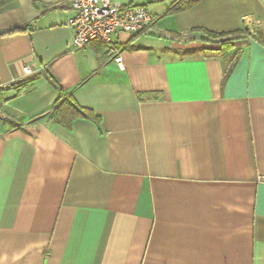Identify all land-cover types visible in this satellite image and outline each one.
<instances>
[{
	"label": "crops",
	"instance_id": "crops-1",
	"mask_svg": "<svg viewBox=\"0 0 264 264\" xmlns=\"http://www.w3.org/2000/svg\"><path fill=\"white\" fill-rule=\"evenodd\" d=\"M115 1L152 16L122 66L67 0H0V264H264V0ZM60 92L96 119L54 121Z\"/></svg>",
	"mask_w": 264,
	"mask_h": 264
},
{
	"label": "built area",
	"instance_id": "built-area-1",
	"mask_svg": "<svg viewBox=\"0 0 264 264\" xmlns=\"http://www.w3.org/2000/svg\"><path fill=\"white\" fill-rule=\"evenodd\" d=\"M67 7L69 15L66 26L72 33L73 48L80 49L92 41L101 42L106 47L108 57L120 66L122 58L113 45V36L120 31L145 33L152 21L151 14L144 6H123L115 0H67ZM24 73H31L28 66L24 67ZM8 86L9 83L0 81V94Z\"/></svg>",
	"mask_w": 264,
	"mask_h": 264
},
{
	"label": "trees",
	"instance_id": "trees-1",
	"mask_svg": "<svg viewBox=\"0 0 264 264\" xmlns=\"http://www.w3.org/2000/svg\"><path fill=\"white\" fill-rule=\"evenodd\" d=\"M196 1L198 0H176L173 3H171L166 13L179 12L189 7ZM22 29L23 28L17 27L10 29L8 31L0 32V34L12 33ZM244 33H246L244 29L232 33H217V32L206 31V35H208V38H210L207 39V41L208 42L216 41L218 42L220 47L215 49L203 48L200 51L208 57L225 56L233 48V41L238 39V37L236 36H239V34H244ZM255 33H256L255 39L258 40L262 45H264V35L259 31H255ZM193 51L194 50H191L189 52H193ZM234 63L235 61L232 59L228 61V64L226 65V69L224 71V78L229 74V72L233 68ZM79 117L89 118L92 120L96 119L94 113L90 109L80 106L77 102H75V100L72 97H65V95H63V93L60 92V96L56 101L55 106L52 110L51 118L54 121L66 127H69L70 123L75 118H79Z\"/></svg>",
	"mask_w": 264,
	"mask_h": 264
},
{
	"label": "rangeland",
	"instance_id": "rangeland-1",
	"mask_svg": "<svg viewBox=\"0 0 264 264\" xmlns=\"http://www.w3.org/2000/svg\"><path fill=\"white\" fill-rule=\"evenodd\" d=\"M146 1H149V0H146ZM146 1H145V2H146ZM166 1H168V0H166ZM158 3H159V2H158Z\"/></svg>",
	"mask_w": 264,
	"mask_h": 264
}]
</instances>
